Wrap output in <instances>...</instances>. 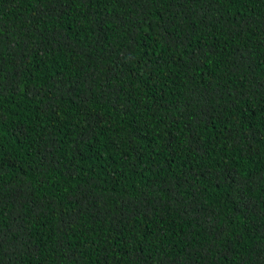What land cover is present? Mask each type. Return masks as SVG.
Segmentation results:
<instances>
[{
    "label": "trees",
    "instance_id": "16d2710c",
    "mask_svg": "<svg viewBox=\"0 0 264 264\" xmlns=\"http://www.w3.org/2000/svg\"><path fill=\"white\" fill-rule=\"evenodd\" d=\"M0 264H264V0H0Z\"/></svg>",
    "mask_w": 264,
    "mask_h": 264
}]
</instances>
